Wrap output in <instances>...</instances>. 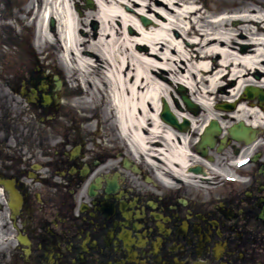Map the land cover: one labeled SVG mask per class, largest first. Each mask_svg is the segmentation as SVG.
Instances as JSON below:
<instances>
[{
  "label": "flooded vegetation",
  "instance_id": "af4514ba",
  "mask_svg": "<svg viewBox=\"0 0 264 264\" xmlns=\"http://www.w3.org/2000/svg\"><path fill=\"white\" fill-rule=\"evenodd\" d=\"M29 103L54 104L39 90ZM221 118L229 123L219 120L204 152L211 117L187 129L195 153L181 160L154 152L146 161L115 133L66 134L52 154L42 137L0 136V180L18 197L14 210L0 185V264H264V153L242 151L250 145L227 133L237 119Z\"/></svg>",
  "mask_w": 264,
  "mask_h": 264
},
{
  "label": "bare ground",
  "instance_id": "6f19581e",
  "mask_svg": "<svg viewBox=\"0 0 264 264\" xmlns=\"http://www.w3.org/2000/svg\"><path fill=\"white\" fill-rule=\"evenodd\" d=\"M39 2L37 43L60 50L68 81H78L73 91L80 95L70 105L88 112L83 106L90 99L99 101L119 131L131 134L144 153L152 139L173 140L177 135L158 112L168 85L178 82L191 88L205 107L209 96L224 93L223 84L229 82L234 85L226 88L227 100L237 95L242 83L264 88V38L256 36L264 29L253 26L252 7L242 8L246 13L241 28L253 39L234 42L233 30L224 27L223 18L207 21L194 0H90L94 8L87 11L86 23L79 22L75 0ZM141 15L150 26L135 17ZM127 25L134 34L125 31ZM253 72L258 80L250 77ZM243 108L263 117L253 103H241L238 112ZM166 151L187 152L184 147Z\"/></svg>",
  "mask_w": 264,
  "mask_h": 264
},
{
  "label": "rangeland",
  "instance_id": "374dc122",
  "mask_svg": "<svg viewBox=\"0 0 264 264\" xmlns=\"http://www.w3.org/2000/svg\"><path fill=\"white\" fill-rule=\"evenodd\" d=\"M8 1L11 2V5H13V3L14 4L16 3L14 6H12V11L10 12L12 17L11 19L6 18L7 17L6 3ZM75 1L77 2L78 4L77 6L81 11V13L79 14V22L82 23L89 22L87 20V11L90 9L85 7L86 6L85 0H75ZM194 1H196L195 4L196 6L201 7L205 11V14L208 16L206 18L207 21L215 20L217 18H223V22L225 24L224 27L226 28L228 27L233 30L232 34L234 35V42H238L239 40L248 41L250 39L251 40L253 39L245 33V30L241 28L244 21L242 14L246 13L244 12V10H242V8H247L248 6L254 8V10L250 12L252 21L255 23V24L253 23V26L255 27L256 25H259L261 29H264V0H194ZM41 7H42V3H40L39 0H31V1L30 0H0V66L5 69L2 73H0V100L4 99L3 102H6L7 103L6 105L10 108V119L6 125V128L4 127L3 122L0 121V136L1 137L6 136L7 138H9V141H12V144H14L18 138L27 141L39 134L41 137L45 139L46 145L50 146L59 141V137L57 136L59 130L62 132H72L68 130V128L70 127L69 124L73 123L78 128H81L83 126H87L89 123V122H81L80 119L81 116L75 110L71 111L67 105L65 106L62 105L63 108L58 113L55 114L54 121L51 122L47 120L45 126L40 124L41 125V126L39 125L40 128H36L38 123L37 116L32 114L29 107L28 110L30 114L28 119L26 115L25 116L21 115V117L19 116V112L22 111L23 107L25 108L26 105L22 104L20 98L12 95L7 90L5 82L3 81L5 73L6 75H8V77L11 76L14 77L15 75L18 76L20 73H24V68L28 64L27 63L28 59L22 56L21 50L19 48L5 47L4 45L1 44V41L5 37L4 36L5 30L13 27L16 33L18 32L22 34L20 24L21 23L26 24L27 26H29L30 29H32L34 46L36 50H38V52L40 53V50L38 49L37 45H35L36 44L35 40L38 35V26L35 17L36 14H38ZM75 7L76 5L73 4V8ZM30 8H33V10H35L34 15L30 11ZM135 17L139 18L138 16ZM224 18L227 19V21ZM55 25H57V22ZM150 25L151 23L148 24L147 26ZM125 31L130 34H134L135 32V30L129 25H127ZM256 36L259 38H264V30L263 32L260 31V35L257 34ZM44 48H46L44 52H49L51 54V56L49 57L50 60L48 61H51L53 64L57 62V64H59L60 66V57H59L60 50L58 49L55 50V48L52 49L48 45L41 47V50H43ZM255 75L256 72L255 73L253 72L250 75V77L253 78L254 80H257L255 79ZM62 76L64 77L63 74ZM227 81L228 80L223 82L226 83ZM230 85H231L230 82L223 84L222 88L223 89H226L227 87L230 88ZM246 85H247L246 83H242L238 87V91H241ZM70 97H72V93ZM221 97H224V94ZM94 101L96 100L90 99V103L85 104L83 108H86V110H89L90 112H96L98 116L97 120L98 121L101 120L100 121L101 127H103L105 124L107 125V128L110 127L109 115H104L99 111V109L102 111L106 107L104 106L99 107L100 106L98 105L99 103L97 102L98 103L97 104ZM98 112L100 113L98 114ZM85 113H89V112H85ZM21 120L22 121L26 120L27 124L24 125ZM51 123H57V125H60V129L59 127L56 128L55 126H50ZM94 125H95V121L90 123L88 126H90L89 128H93ZM28 126L35 127L36 129H31ZM110 132L115 133L114 138L117 137L120 140V143L124 145H129L128 147L130 149L131 148L136 149L137 142H135V140L132 139L131 136L128 137V139L126 140L122 135H120L124 139L123 140L119 136L118 131L116 129L110 130Z\"/></svg>",
  "mask_w": 264,
  "mask_h": 264
},
{
  "label": "water",
  "instance_id": "95a60500",
  "mask_svg": "<svg viewBox=\"0 0 264 264\" xmlns=\"http://www.w3.org/2000/svg\"><path fill=\"white\" fill-rule=\"evenodd\" d=\"M263 98H264V96H261V95L259 96V99H260V100H262Z\"/></svg>",
  "mask_w": 264,
  "mask_h": 264
}]
</instances>
